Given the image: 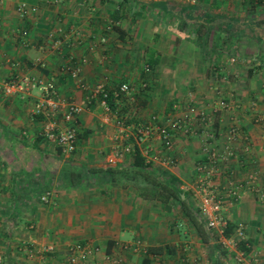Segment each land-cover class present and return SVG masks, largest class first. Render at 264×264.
Listing matches in <instances>:
<instances>
[{
  "label": "crops",
  "instance_id": "obj_1",
  "mask_svg": "<svg viewBox=\"0 0 264 264\" xmlns=\"http://www.w3.org/2000/svg\"><path fill=\"white\" fill-rule=\"evenodd\" d=\"M18 1L0 0V78L52 79L80 110L64 153L41 132L39 90L0 89V264H68L73 241L97 247L92 264H234L238 251L264 264V0H25L24 13ZM100 81L132 83V98L110 93L107 108L86 99ZM187 103L206 118L188 117L191 132L175 131L169 148L154 134L136 139L146 122L190 116ZM226 146L211 180L234 225L224 235L200 213L197 163Z\"/></svg>",
  "mask_w": 264,
  "mask_h": 264
},
{
  "label": "built area",
  "instance_id": "obj_2",
  "mask_svg": "<svg viewBox=\"0 0 264 264\" xmlns=\"http://www.w3.org/2000/svg\"><path fill=\"white\" fill-rule=\"evenodd\" d=\"M16 8L20 13H24L27 9H33V6H29L25 0H20L16 3ZM26 29L21 30L22 35H26ZM17 64V62H15ZM145 69L148 68L147 65L144 66ZM77 67L69 68V74L75 77L77 74ZM146 82H140L141 86H145ZM36 88L39 90L40 99L35 103V110H40L43 105L46 106L45 114L49 115L43 121L42 124V134L43 136L59 147L61 152L68 153L74 150L75 140H76V130L71 122L75 121V114L80 110V105L68 100L61 98L56 95V89L54 81L52 79L41 80L30 75H20L14 74L7 78H0V89L4 94H10L15 91H25L29 89ZM134 86L132 83L127 81H121L113 85L110 90H107L103 82H97L92 86L86 95V99L97 96L101 104L106 108L108 105L107 98L109 94H113L115 98L120 95H125L128 98H132L131 92ZM226 102L224 99L219 100V106H225ZM187 114H177L172 117L166 123L160 124L153 121L146 122L142 127H140L137 132L138 135L136 139H140L149 134H154L161 145L164 148H169L172 145L173 134L177 130H181L183 133L191 132V126L188 124V117L197 116L200 119L205 118V116L195 110L191 105H187ZM60 113L61 119L58 120L52 117L55 113ZM187 119V120H186ZM190 119V118H189ZM116 125L123 128V120L120 117H115ZM123 130V129H122ZM125 136H128V132H122ZM229 136L235 133V128L233 126L229 127ZM234 135V134H233ZM130 145L128 143L120 144L114 147L112 154L108 157L109 160L113 161L116 157H119L122 153L129 151ZM247 149V145H244L243 150ZM205 159L197 163V169L201 170L202 174L197 179V186L200 192V203L199 210L202 217L205 220L206 226L208 228L215 227L218 224L224 226L225 222L220 213L221 210V198L216 194L215 188L211 185L212 175L215 174L218 161H227V159L232 155V149L228 146L226 148H221L220 150L211 149L206 153ZM162 161L166 164L173 163V158L171 156H165ZM254 172H249L246 180L250 181L255 178ZM232 192H235L232 191ZM49 196V190L43 191L39 195L41 201H47ZM257 196L259 200L264 198V190H258ZM242 225L238 224L235 228L237 236L242 234ZM125 245H123L124 247ZM43 250L52 251L54 250L53 244H46L41 247ZM94 249V250H92ZM97 249L96 246H91L83 241H73L69 242L65 246V260L68 264H92L90 262V253ZM111 263L115 264L121 260V258L111 257L109 258ZM234 264H244V256L242 251H238L233 256ZM134 264H141L140 262H135Z\"/></svg>",
  "mask_w": 264,
  "mask_h": 264
},
{
  "label": "trees",
  "instance_id": "obj_3",
  "mask_svg": "<svg viewBox=\"0 0 264 264\" xmlns=\"http://www.w3.org/2000/svg\"><path fill=\"white\" fill-rule=\"evenodd\" d=\"M107 100H108V105H112V101L109 100V97L107 98ZM233 227H234V225L231 224L230 222H228V221L225 222L224 226L221 229L222 234L227 235L232 230ZM241 243L242 242H237V245L241 246V248H243V249H246L244 246H242ZM147 249H150V248H147ZM41 250H43V249H41ZM43 251H47V250H43Z\"/></svg>",
  "mask_w": 264,
  "mask_h": 264
},
{
  "label": "rangeland",
  "instance_id": "obj_4",
  "mask_svg": "<svg viewBox=\"0 0 264 264\" xmlns=\"http://www.w3.org/2000/svg\"><path fill=\"white\" fill-rule=\"evenodd\" d=\"M232 57H234V56H232ZM221 99V97L219 98V99H217V105L219 106V100ZM223 99V98H222ZM226 102V101H225ZM187 105H191L192 107H194L195 108V105H194V103H187ZM225 106H228L227 105V102H226V105ZM186 107V106H185ZM184 107V108H185ZM186 109H187V107H186ZM196 110V109H195ZM56 114V113H55ZM203 115H204V113H203ZM49 115H46V117H48ZM256 116V115H255ZM46 117L43 119V121L46 119ZM52 117H56L54 114L52 115ZM206 118V117H205ZM196 119H198V117H196ZM200 119V118H199ZM261 119H263L262 117H261ZM261 119H260V117H254V119H252V121H256V122H262L261 121ZM200 120H203V119H200ZM206 121V120H205Z\"/></svg>",
  "mask_w": 264,
  "mask_h": 264
}]
</instances>
